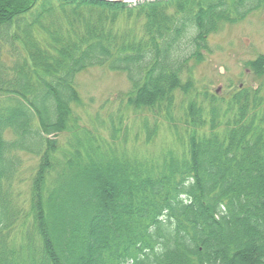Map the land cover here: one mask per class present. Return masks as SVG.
<instances>
[{"label":"trees","instance_id":"1","mask_svg":"<svg viewBox=\"0 0 264 264\" xmlns=\"http://www.w3.org/2000/svg\"><path fill=\"white\" fill-rule=\"evenodd\" d=\"M264 0H0V264H264V54L194 70ZM124 74L92 115L77 77Z\"/></svg>","mask_w":264,"mask_h":264},{"label":"rangeland","instance_id":"2","mask_svg":"<svg viewBox=\"0 0 264 264\" xmlns=\"http://www.w3.org/2000/svg\"><path fill=\"white\" fill-rule=\"evenodd\" d=\"M209 52L194 70L197 85L211 92H227L239 84L255 83L245 64L264 54V12L250 16L241 23L226 26L210 37ZM82 99L81 114L92 115L107 99H115L129 88L124 74L106 68H92L78 75Z\"/></svg>","mask_w":264,"mask_h":264},{"label":"water","instance_id":"3","mask_svg":"<svg viewBox=\"0 0 264 264\" xmlns=\"http://www.w3.org/2000/svg\"><path fill=\"white\" fill-rule=\"evenodd\" d=\"M97 1L122 2V3H138V2H146V1H151V0H97Z\"/></svg>","mask_w":264,"mask_h":264}]
</instances>
